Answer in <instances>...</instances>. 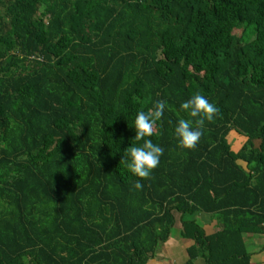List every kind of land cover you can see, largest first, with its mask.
<instances>
[{"label": "trees", "instance_id": "16d2710c", "mask_svg": "<svg viewBox=\"0 0 264 264\" xmlns=\"http://www.w3.org/2000/svg\"><path fill=\"white\" fill-rule=\"evenodd\" d=\"M197 93L219 113L182 149L180 105ZM157 101L167 108L151 139L164 154L144 179L124 151ZM196 213L219 228L182 222L186 264H252L264 0H0V264H147L176 215Z\"/></svg>", "mask_w": 264, "mask_h": 264}, {"label": "clouds", "instance_id": "9594fccd", "mask_svg": "<svg viewBox=\"0 0 264 264\" xmlns=\"http://www.w3.org/2000/svg\"><path fill=\"white\" fill-rule=\"evenodd\" d=\"M167 108L166 101H157L154 110L139 111L134 121L135 138L131 146L125 149L123 162L137 177L147 179L155 170L164 154V148L155 144L151 137L155 128ZM180 109L190 118H180L174 129V136L182 149H195L204 135L206 121H214L219 108L214 102L201 93L194 94L190 99L181 103ZM137 189L143 188V182L138 179L135 183Z\"/></svg>", "mask_w": 264, "mask_h": 264}, {"label": "crops", "instance_id": "0c3cea01", "mask_svg": "<svg viewBox=\"0 0 264 264\" xmlns=\"http://www.w3.org/2000/svg\"><path fill=\"white\" fill-rule=\"evenodd\" d=\"M199 214H202L199 216L201 217L207 232L210 233L219 228V224L213 215L205 213ZM185 219L192 220L193 218L188 219L184 216L183 221ZM211 221H213V223L208 225ZM191 242L192 241L186 243V239L182 237L179 228L178 233H171L167 242H164V244L158 248L156 255L151 258L147 264H186L189 259L188 247L192 244ZM194 264H204V261L202 259H197ZM252 264H254L253 261Z\"/></svg>", "mask_w": 264, "mask_h": 264}, {"label": "rangeland", "instance_id": "374dc122", "mask_svg": "<svg viewBox=\"0 0 264 264\" xmlns=\"http://www.w3.org/2000/svg\"><path fill=\"white\" fill-rule=\"evenodd\" d=\"M242 29L243 28H239L238 30H236V33L238 35H241ZM230 140L236 147L240 146L243 141V139L241 137H238L236 133L231 134ZM199 215H202V214L196 213L194 215H187L186 217L188 219H192V218L196 219L197 221L203 224V221ZM176 217H177L176 225L172 229V232L174 234L176 232L178 233L179 228H180L181 235H182L183 218L178 214L176 215ZM211 223H213V221L209 222L208 225H210ZM182 237L186 239V243L192 241L183 235ZM244 242H246L248 251L252 254V261L254 262V264H264V235L247 233L245 234Z\"/></svg>", "mask_w": 264, "mask_h": 264}]
</instances>
